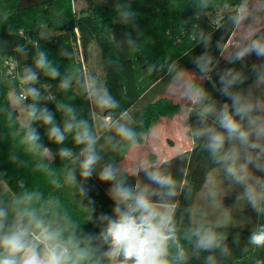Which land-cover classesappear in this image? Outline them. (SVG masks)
I'll return each mask as SVG.
<instances>
[{"label": "clouds", "instance_id": "9594fccd", "mask_svg": "<svg viewBox=\"0 0 264 264\" xmlns=\"http://www.w3.org/2000/svg\"><path fill=\"white\" fill-rule=\"evenodd\" d=\"M168 2L170 10H193L179 26L193 45L180 56L190 57L194 71L171 55L149 59L133 0H113L111 24L125 30L118 37L104 24L107 39H97L85 63L64 44L57 58L41 44L57 37L54 31L76 29L60 31L69 23L65 11L40 16L25 36L12 23L15 8L0 6V26L23 41L0 39L7 57L0 62V142L9 146L7 162L22 174L13 188L0 170V264H233L236 250L264 252V0ZM105 3L94 0L95 8ZM197 46L202 51L191 55ZM126 56L135 58L142 75L164 77L181 135L204 154L198 191L188 181L190 152L165 157L160 125L136 120L110 90L105 77ZM64 59L72 63L65 66ZM94 176L109 185L110 213L96 215L87 183ZM248 208L255 223L242 216ZM89 223L98 231H84ZM248 224L246 238L229 231ZM252 264L264 259L254 257Z\"/></svg>", "mask_w": 264, "mask_h": 264}, {"label": "trees", "instance_id": "16d2710c", "mask_svg": "<svg viewBox=\"0 0 264 264\" xmlns=\"http://www.w3.org/2000/svg\"><path fill=\"white\" fill-rule=\"evenodd\" d=\"M4 3H7L6 6L8 7L15 8L16 14L11 18L12 23L23 32L25 36L28 35V30L30 28L39 23L40 16L50 17L53 10L65 11L69 21L75 19L76 29L72 32L71 30L68 31L71 32L70 34L59 32L57 37L49 41H41V44L48 49L53 58H57L56 54L62 44H64L76 53L75 59L81 61L79 51L82 52L83 61L86 62L90 50L92 46L96 44L97 39H107L104 24L112 27L118 37L121 36L125 30L123 26L111 24L113 0H107V3L97 8H95L94 0H89L87 13L80 16L74 15L72 0H47L46 3H44L46 7L40 11H38L40 6L37 8H19V6L13 3V0H0V6ZM133 8L139 14L138 24L141 31L139 35L143 41L144 52L149 56V59H159L171 55L174 58L178 57L181 65L194 71V66L190 62V57L180 56L188 53L193 45L188 39L186 30L179 26V19L187 18L192 14L193 10L189 8L183 13L170 10L168 0H133ZM201 23L203 27H208L206 19ZM6 27L7 25L0 26V39L11 41L13 44L23 42L15 37L8 36ZM49 27L52 28L51 24H49ZM32 35H35V33L33 32ZM133 35L135 36L136 33L133 32ZM219 35L220 33L217 32L214 39L219 37ZM102 47H104V51L107 52V47L104 45H102ZM109 51H111L110 46ZM201 51V47L197 46L191 55H198ZM7 53L11 54V47L7 49ZM5 59H7V57L3 54V50L0 49V62H3ZM143 59V55L138 58L141 64ZM255 60L256 57L254 56L249 58L250 63ZM61 63L66 66L72 63V60L64 59ZM121 63L122 67L118 71H109L105 79L109 83L110 90L120 100L122 108L131 112L136 103L144 97L150 96V102L145 106L136 120L144 119L146 122L150 123L155 121L159 124L163 118H174L178 111V106L165 96L166 81L164 77H147L142 75L133 56L124 57ZM223 66L225 65L222 61L221 67ZM237 67H239V65H237ZM205 86L208 87L209 90H212L211 85L206 83ZM61 99H64V97H61ZM75 103L78 106H83L85 110H87V105L82 100L77 99ZM48 107L54 110V105L49 104ZM40 131L43 133L45 130L40 128ZM44 143L55 150L56 146L48 142L46 138L44 139ZM67 146L71 145L68 144ZM8 147L6 142H0V170L7 171L9 184L15 188V179L22 174L7 162ZM189 152L191 154V160L189 162L190 174L188 176V181L192 184L194 189L198 191L203 180L204 154L196 148H192ZM59 164L60 162L57 159L55 166H59ZM36 182L45 187L46 191L52 190L45 185L42 177H37ZM87 183L88 186L90 183H94L90 188V196L95 200L96 215H99L101 212L110 213L113 205L112 201L106 195V189L109 185L106 183L96 184L93 178ZM63 198L65 202L73 208V211L79 213V209L76 208L75 204L71 201L67 190H63ZM85 203H87V201H85ZM83 228L84 231H98L91 223L84 225ZM229 231L240 232L242 234L249 233L234 228H230ZM229 242H231V237L229 238ZM254 257L264 259V252H250L246 255H241L239 250H237L234 253L233 264H252V259Z\"/></svg>", "mask_w": 264, "mask_h": 264}, {"label": "crops", "instance_id": "0c3cea01", "mask_svg": "<svg viewBox=\"0 0 264 264\" xmlns=\"http://www.w3.org/2000/svg\"><path fill=\"white\" fill-rule=\"evenodd\" d=\"M166 96V94H165ZM167 97V96H166ZM159 125L161 127V149L162 153L165 157H172L175 156L178 152L181 150H191L192 148H189L187 141L183 138L181 135V130L179 128V124L177 122V117L175 116L174 118H163L160 122ZM234 195L227 197L225 199V206L226 207H231L232 204L234 203ZM244 217H251L252 222H256V214L250 209H246L244 213L242 214ZM236 218L240 219L241 214L237 213ZM253 224H248L242 228H234L239 231H244V232H249ZM232 233H235L234 231H231ZM242 238H246L248 233H241ZM237 251V250H236ZM235 253V252H234Z\"/></svg>", "mask_w": 264, "mask_h": 264}, {"label": "rangeland", "instance_id": "374dc122", "mask_svg": "<svg viewBox=\"0 0 264 264\" xmlns=\"http://www.w3.org/2000/svg\"><path fill=\"white\" fill-rule=\"evenodd\" d=\"M47 0H22V3L19 5V8H37L39 6H41L42 4L46 3ZM72 4H73V13L75 16H80V15H83V14H86L87 11H88V6H89V0H72ZM7 3H4L2 4V6H6ZM49 31H54L53 28L49 27ZM59 32H55L54 31V34L57 35ZM95 53V45L92 46L91 50H90V53H89V57H88V60L87 61H90L93 57ZM79 56H80V59L82 61V63H85L83 61V55H82V52L79 51ZM88 67H92L91 64H88L87 65ZM150 102V96H146L144 97L142 100H140L138 103H136L132 110H131V114L134 115V118L136 119L140 114L141 112L143 111V109L145 108V106ZM93 180L95 181V183H101L99 182L95 176L93 177ZM92 182V181H90ZM94 183H90L89 187L91 188L92 185ZM103 184V183H102ZM100 185V184H98Z\"/></svg>", "mask_w": 264, "mask_h": 264}, {"label": "water", "instance_id": "95a60500", "mask_svg": "<svg viewBox=\"0 0 264 264\" xmlns=\"http://www.w3.org/2000/svg\"><path fill=\"white\" fill-rule=\"evenodd\" d=\"M73 24L76 25V21H75V19H71V20L69 21V23L66 24V25H65L63 28H61L60 30H67V31H70V30L72 29Z\"/></svg>", "mask_w": 264, "mask_h": 264}]
</instances>
